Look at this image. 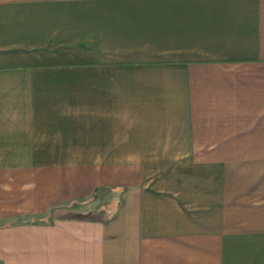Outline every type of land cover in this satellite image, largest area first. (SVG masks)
<instances>
[{
	"label": "crops",
	"instance_id": "1",
	"mask_svg": "<svg viewBox=\"0 0 264 264\" xmlns=\"http://www.w3.org/2000/svg\"><path fill=\"white\" fill-rule=\"evenodd\" d=\"M0 162V264H264V0H0Z\"/></svg>",
	"mask_w": 264,
	"mask_h": 264
},
{
	"label": "rangeland",
	"instance_id": "2",
	"mask_svg": "<svg viewBox=\"0 0 264 264\" xmlns=\"http://www.w3.org/2000/svg\"><path fill=\"white\" fill-rule=\"evenodd\" d=\"M6 163L0 162V168H3V164H6ZM18 164H20V166ZM17 165L18 167H16L15 170L13 169V166H10V165L9 166L5 165L4 167L6 168L5 173H7V170H14L13 174H15V177H13L12 179H16V181L18 182L17 183L18 186H22V188L18 189L17 192H16L15 187H14V190L10 189L8 191L7 186L4 185V183H7L8 179L9 180H12V179L6 178L8 176L2 175L4 172V169L3 170L0 169V225H3L2 222L8 221V220L12 221V218H7L6 214L4 217L2 216V210L4 209V207L7 204L12 205V206L13 205L19 206L22 201V196L24 192L26 191L27 193L29 190L27 189V186L30 184L31 178L27 175V172H28V169L30 168V162H16V166ZM25 216H21V217H25ZM19 217L20 216H18L16 219L18 220ZM28 218L29 217L26 216L25 219H28Z\"/></svg>",
	"mask_w": 264,
	"mask_h": 264
}]
</instances>
